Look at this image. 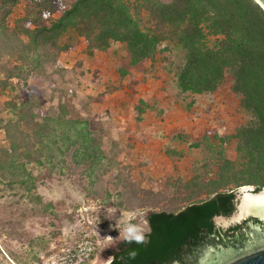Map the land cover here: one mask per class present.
Segmentation results:
<instances>
[{
  "label": "rangeland",
  "instance_id": "374dc122",
  "mask_svg": "<svg viewBox=\"0 0 264 264\" xmlns=\"http://www.w3.org/2000/svg\"><path fill=\"white\" fill-rule=\"evenodd\" d=\"M70 2L17 0L8 16H0V32L16 45L27 42L26 29L49 26ZM143 19L156 27L150 17ZM60 42L72 48L54 54L27 84L6 80L2 66L20 62L0 46V149L10 147L3 127L17 119L14 102L30 103L37 118L53 117L63 106L70 118L89 123L102 159L92 170L73 165L71 155L64 164L29 163L36 178L31 192L29 183L11 178L12 170H0V264H43L87 233L115 239L117 217H106V207L147 219L155 211L177 213L215 190L262 185L263 172L250 163L239 136L255 119L233 92L230 75L213 93L183 92L177 76L185 53L170 40L152 60L140 62L119 42L93 54L76 34ZM215 42L210 36L206 44ZM236 180L250 185L237 187ZM95 240L90 264H98L99 256L110 263L121 243L101 250L103 243Z\"/></svg>",
  "mask_w": 264,
  "mask_h": 264
},
{
  "label": "trees",
  "instance_id": "16d2710c",
  "mask_svg": "<svg viewBox=\"0 0 264 264\" xmlns=\"http://www.w3.org/2000/svg\"><path fill=\"white\" fill-rule=\"evenodd\" d=\"M16 1L0 0L2 20ZM144 15L156 23L155 28L145 26ZM22 34L27 42L16 40V45L0 32V46H6L20 62L2 66L7 81L18 79L27 84L45 64L55 60L54 54L72 48V43L60 42L71 34L86 39L90 54L119 42L134 62L152 60L162 42L172 41L185 53L177 76L183 92L213 93L230 75L233 92L255 119L240 129L239 136L250 163L263 172V183L257 190L264 188V9L255 0H71L49 26L28 28ZM210 36L216 37L211 47L206 44ZM12 108L17 119L3 127L10 147L0 149V170L3 174L12 170L11 178L21 185L29 183L27 191L36 188V178L26 169L29 163L64 164L69 155L76 167L92 170L100 163L102 150L87 121L70 118L63 106L55 116L42 118H37L39 114L30 103L14 102ZM239 181L237 187L250 185ZM237 190H215L211 198L177 213H151L146 242L121 243L109 264H169L179 259V248L199 247L203 230L213 231L215 217H229L236 211ZM132 250L136 252L134 259L129 257Z\"/></svg>",
  "mask_w": 264,
  "mask_h": 264
},
{
  "label": "flooded vegetation",
  "instance_id": "af4514ba",
  "mask_svg": "<svg viewBox=\"0 0 264 264\" xmlns=\"http://www.w3.org/2000/svg\"><path fill=\"white\" fill-rule=\"evenodd\" d=\"M252 222L253 224H260V233H252L251 229L242 224L227 231L215 224L211 232L204 229L200 242L197 243L199 247L186 245L184 248H179L180 258L171 260L169 264H186L188 254L196 259L195 264L203 263V258L206 260L209 254L211 256L207 264H222L233 258L264 248V222L256 219H253Z\"/></svg>",
  "mask_w": 264,
  "mask_h": 264
},
{
  "label": "water",
  "instance_id": "95a60500",
  "mask_svg": "<svg viewBox=\"0 0 264 264\" xmlns=\"http://www.w3.org/2000/svg\"><path fill=\"white\" fill-rule=\"evenodd\" d=\"M255 1L264 9V0ZM253 219L264 222V189L257 190V188L245 186L237 190L236 211L229 217H215L214 224L226 231L242 224L251 229L252 233H260V224H253ZM188 256L186 264H195L196 259L191 254ZM207 256L206 260L203 258L201 264H207L211 254ZM222 264H264V248L233 258Z\"/></svg>",
  "mask_w": 264,
  "mask_h": 264
},
{
  "label": "clouds",
  "instance_id": "9594fccd",
  "mask_svg": "<svg viewBox=\"0 0 264 264\" xmlns=\"http://www.w3.org/2000/svg\"><path fill=\"white\" fill-rule=\"evenodd\" d=\"M115 199V197H113ZM105 216H116L114 227L118 231V236L113 239L112 237H106L104 239L99 238V234L96 232L97 239L103 243V250L107 246H113L115 244H136L140 245L146 242L147 236L151 232L149 221L141 216L138 212L135 214L132 210L120 209L117 207H106ZM119 212L117 216L116 213ZM136 252L132 250L129 252L130 258H135ZM98 264H109L108 260H101L98 257Z\"/></svg>",
  "mask_w": 264,
  "mask_h": 264
},
{
  "label": "built area",
  "instance_id": "2783aa9c",
  "mask_svg": "<svg viewBox=\"0 0 264 264\" xmlns=\"http://www.w3.org/2000/svg\"><path fill=\"white\" fill-rule=\"evenodd\" d=\"M96 233L85 234L73 244H67L43 264H90L96 250Z\"/></svg>",
  "mask_w": 264,
  "mask_h": 264
}]
</instances>
